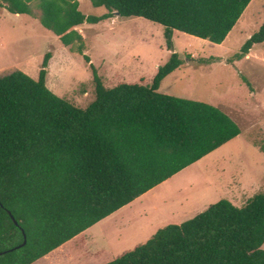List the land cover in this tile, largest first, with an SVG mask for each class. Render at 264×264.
Returning a JSON list of instances; mask_svg holds the SVG:
<instances>
[{
  "label": "trees",
  "instance_id": "1",
  "mask_svg": "<svg viewBox=\"0 0 264 264\" xmlns=\"http://www.w3.org/2000/svg\"><path fill=\"white\" fill-rule=\"evenodd\" d=\"M90 1L107 12L86 15L78 0H0L64 45L77 43L95 84L86 107L54 93L46 85L51 52L37 78L19 69L0 76V264H32L241 132L221 108L159 91L183 63L176 51L150 85L105 86L76 27L118 14L162 24L169 48L174 29L221 43L250 0ZM263 41L264 22L237 56ZM263 243L259 192L241 207L220 199L105 264H264Z\"/></svg>",
  "mask_w": 264,
  "mask_h": 264
},
{
  "label": "rangeland",
  "instance_id": "2",
  "mask_svg": "<svg viewBox=\"0 0 264 264\" xmlns=\"http://www.w3.org/2000/svg\"><path fill=\"white\" fill-rule=\"evenodd\" d=\"M78 1L86 15L107 12L90 0ZM263 22L264 0H250L223 42L174 29L172 48L164 26L143 17L115 14L77 28L105 86L150 85L176 51L183 63L161 80L159 91L215 105L241 132L32 264H105L146 242L157 229L179 224L220 199L241 207L264 192V41L237 56ZM76 47L64 45L37 18L0 7V76L19 69L37 78L51 52L47 87L86 107L95 98L94 76Z\"/></svg>",
  "mask_w": 264,
  "mask_h": 264
},
{
  "label": "water",
  "instance_id": "3",
  "mask_svg": "<svg viewBox=\"0 0 264 264\" xmlns=\"http://www.w3.org/2000/svg\"><path fill=\"white\" fill-rule=\"evenodd\" d=\"M9 212V214L12 216V218H13V221L16 223V224H18V222H17V220L14 218V216L11 214V212L10 211H8ZM23 233H24V230H23ZM24 241H23V243L21 244V245H23V244H25L26 243V234L24 233ZM19 247V246H18ZM2 252H0V254H1Z\"/></svg>",
  "mask_w": 264,
  "mask_h": 264
},
{
  "label": "crops",
  "instance_id": "4",
  "mask_svg": "<svg viewBox=\"0 0 264 264\" xmlns=\"http://www.w3.org/2000/svg\"><path fill=\"white\" fill-rule=\"evenodd\" d=\"M3 8H4V7H3ZM80 26H81V25H80ZM78 27H79V26H77L76 29H77ZM249 53H250V51H249Z\"/></svg>",
  "mask_w": 264,
  "mask_h": 264
}]
</instances>
